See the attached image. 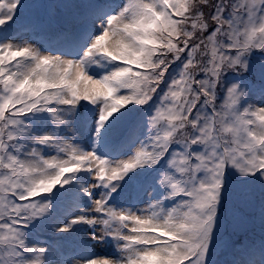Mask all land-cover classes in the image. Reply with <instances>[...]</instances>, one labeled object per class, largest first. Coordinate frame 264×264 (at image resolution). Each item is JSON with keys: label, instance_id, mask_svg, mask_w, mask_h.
<instances>
[{"label": "snow or ice", "instance_id": "obj_1", "mask_svg": "<svg viewBox=\"0 0 264 264\" xmlns=\"http://www.w3.org/2000/svg\"><path fill=\"white\" fill-rule=\"evenodd\" d=\"M27 7L0 0V264H264V0Z\"/></svg>", "mask_w": 264, "mask_h": 264}, {"label": "rangeland", "instance_id": "obj_2", "mask_svg": "<svg viewBox=\"0 0 264 264\" xmlns=\"http://www.w3.org/2000/svg\"><path fill=\"white\" fill-rule=\"evenodd\" d=\"M25 4L28 5V7L30 5H32L31 7H27L25 9L22 10V12H25L23 14L27 15L28 13H32L30 14L35 16L37 14L40 13V10L38 9V6L39 5H42V4H49V3H57V2H60V0L56 1H52V0H41L39 3L37 4H34V0H24ZM20 40H27L39 47H41L42 49H46V47L42 44H40L39 42L37 41H34L32 40L28 35L27 33L23 32V33H19V34H16ZM256 229L254 230L255 231V234L253 235H249V238L251 237H254L252 239V241L254 243H259L260 241V229H259V221L257 219L256 221ZM253 231V232H254ZM44 234L43 233H39V239L41 241H45L47 242L48 244H50L52 246L53 249H55L56 253H57V256L55 258H59V259H67L69 258L73 253H72V249L75 247L74 243H73V240L71 237H69L68 239H65V240H56V238L54 236H52L51 233H49L48 231L44 230ZM252 232V233H253ZM251 236V237H250ZM72 240V241H70ZM61 245H60V243ZM256 245V244H255ZM96 251L100 252V253H108V252H111V248L110 246L108 245H97L96 246ZM214 258H218L220 261H221V264H223L224 261H227L226 257H224L223 255H218V257H214Z\"/></svg>", "mask_w": 264, "mask_h": 264}, {"label": "trees", "instance_id": "obj_3", "mask_svg": "<svg viewBox=\"0 0 264 264\" xmlns=\"http://www.w3.org/2000/svg\"><path fill=\"white\" fill-rule=\"evenodd\" d=\"M41 0H34V4H37V3H39ZM52 1H54V0H52ZM56 1H58V0H56ZM33 5V4H32ZM32 5H30L29 7H31ZM28 7V8H29ZM38 9L40 10V13L39 14H42L43 12H44V9H42V8H39L38 7ZM23 13H25V12H23ZM26 14V13H25ZM24 14V16H23V20L24 21H28V20H30L31 18H33L34 16V14L33 15H31L30 16V14H32V13H28L27 15H25ZM18 19H20L19 17H18ZM23 32H25V33H27V35L32 39V40H34V41H37V42H39L40 44H42V45H44L45 47H46V49H48L50 46H51V44L52 43H54V41H50V39H49V37L47 36V35H39V36H34V35H32V33L30 32V30H28V29H24V28H21L16 34H19V33H23ZM256 229V228H255ZM40 233H45L44 232V230H41L40 231ZM253 234H255V231L253 232V233H250L249 235H253ZM251 237V236H250ZM254 237H251L250 239L252 240ZM70 241H72V240H70ZM60 243V242H59ZM256 245V254H255V256L253 257V259H255V260H259V243H255ZM60 245H61V243H60ZM224 257H226V259L227 260H231L232 259V256L230 255V254H226V255H223Z\"/></svg>", "mask_w": 264, "mask_h": 264}]
</instances>
